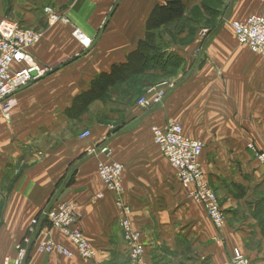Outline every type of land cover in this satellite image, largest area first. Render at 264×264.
I'll return each mask as SVG.
<instances>
[{
  "label": "crops",
  "instance_id": "0c3cea01",
  "mask_svg": "<svg viewBox=\"0 0 264 264\" xmlns=\"http://www.w3.org/2000/svg\"><path fill=\"white\" fill-rule=\"evenodd\" d=\"M165 1L0 0V23L41 34L29 54L45 70L14 96L9 117L0 105V264L15 259L26 236L76 252L42 216L61 202L75 206L97 257L42 254L33 243L25 264H131L117 195L97 172L112 162L124 167L121 198L149 264H229L235 249L264 264V167L249 149L264 147V55L241 46L233 29L236 21L264 16V0H182L184 18L156 31L144 75L110 87L78 117L70 111L98 76L127 62ZM47 7L68 23L48 25ZM77 29L89 45L74 36ZM166 59L176 66L164 74ZM158 86L163 104L139 106ZM169 122L204 144L200 163L226 216L221 230L187 198L154 142L151 127Z\"/></svg>",
  "mask_w": 264,
  "mask_h": 264
},
{
  "label": "built area",
  "instance_id": "2783aa9c",
  "mask_svg": "<svg viewBox=\"0 0 264 264\" xmlns=\"http://www.w3.org/2000/svg\"><path fill=\"white\" fill-rule=\"evenodd\" d=\"M44 14L50 26L58 22L68 23L67 18L58 16L51 7L45 8ZM233 29L241 46H246L254 53L264 55V16L252 15L244 21H236L233 23ZM74 36L79 39L82 45H89L90 40L80 30H75ZM40 40L41 34L39 32L25 29L10 21L0 23V105L6 104L4 107L6 117H9L12 110L15 102L14 96L21 89L31 84L38 75L45 73L44 69H39L35 65L29 54V50ZM165 97L164 88L162 86L157 87L151 89L142 97L138 104L143 108H148L151 105L159 107L163 104ZM151 132L155 144L169 164L176 170L177 178L185 190L187 198L204 208L217 230L224 228L226 216L220 199L206 178L200 163L204 152V144L201 141L188 138L183 127L175 122H169L163 127L154 125L151 127ZM89 135L88 132L84 133L81 138H86ZM249 149L254 152L256 160L264 167V147L257 150L253 146H249ZM97 172L105 188L117 195V206L123 213L120 227L130 263L149 264L146 259L141 232L133 227L129 218L131 210L123 203L121 198L124 192L123 165L117 162L100 163ZM103 198V194L96 197L97 200ZM42 216L51 228L60 230L72 242L76 252L49 238L38 241L26 236L16 246L15 260H7L5 264H25L29 248L33 243L37 251L42 254L57 253L68 258L78 255L84 260H94L97 257L95 248L79 227V216L76 213L75 206L61 202L44 212ZM38 226L39 219L36 218L31 223V232H34ZM216 241L221 242L218 237ZM229 264L250 263L247 259H244L240 250L235 249Z\"/></svg>",
  "mask_w": 264,
  "mask_h": 264
},
{
  "label": "trees",
  "instance_id": "16d2710c",
  "mask_svg": "<svg viewBox=\"0 0 264 264\" xmlns=\"http://www.w3.org/2000/svg\"><path fill=\"white\" fill-rule=\"evenodd\" d=\"M186 5L182 0H166L164 4L157 5L147 22V33L144 41H141L136 51L129 54L127 62L114 65L109 73L98 76L87 92L78 95L70 111L73 117L83 114L91 104L101 100L110 87L118 84H126L135 78L141 77L149 68L150 54L156 51L154 40L156 31L163 27L181 21L185 16ZM162 58V57H161ZM164 74H167L170 66H176V62L164 60Z\"/></svg>",
  "mask_w": 264,
  "mask_h": 264
},
{
  "label": "rangeland",
  "instance_id": "374dc122",
  "mask_svg": "<svg viewBox=\"0 0 264 264\" xmlns=\"http://www.w3.org/2000/svg\"><path fill=\"white\" fill-rule=\"evenodd\" d=\"M250 50H251V49H250ZM251 51H252V50H251ZM252 52H253V51H252ZM158 87H160V86H158ZM152 89H154V88H152ZM137 97H138V96H137ZM212 188H213V187H212ZM233 252H234V251H233ZM242 254H243V253H242ZM243 256H244V259H247L246 256H245L244 254H243ZM15 258H16V257H15ZM14 260H15V259H14ZM14 260H13V261H14ZM247 260H248V259H247ZM248 261H249V260H248ZM249 263H250V261H249ZM250 264H251V263H250Z\"/></svg>",
  "mask_w": 264,
  "mask_h": 264
}]
</instances>
